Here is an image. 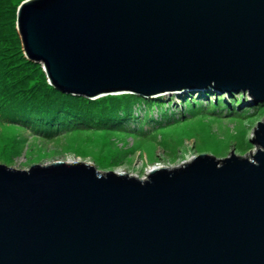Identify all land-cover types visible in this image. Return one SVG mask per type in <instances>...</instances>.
<instances>
[{"label": "water", "instance_id": "1", "mask_svg": "<svg viewBox=\"0 0 264 264\" xmlns=\"http://www.w3.org/2000/svg\"><path fill=\"white\" fill-rule=\"evenodd\" d=\"M15 25L62 95L264 105V0H25ZM250 141L248 157L200 154L143 179L0 164V264H264V118Z\"/></svg>", "mask_w": 264, "mask_h": 264}, {"label": "rangeland", "instance_id": "2", "mask_svg": "<svg viewBox=\"0 0 264 264\" xmlns=\"http://www.w3.org/2000/svg\"><path fill=\"white\" fill-rule=\"evenodd\" d=\"M10 4V0H0L1 165L28 170L34 165L79 161L99 172L143 179L151 167H176L200 154L223 159L231 153L248 157L256 152L250 139L264 118V105L241 106L247 95L243 99L241 94L207 92V98L190 94L151 100L109 95L88 100L48 94L51 87L42 67L27 62L16 25H9ZM59 106L86 121L64 117L58 132L46 135L13 118L22 109L40 115ZM132 106L136 118L121 123L113 120L116 111Z\"/></svg>", "mask_w": 264, "mask_h": 264}, {"label": "trees", "instance_id": "3", "mask_svg": "<svg viewBox=\"0 0 264 264\" xmlns=\"http://www.w3.org/2000/svg\"><path fill=\"white\" fill-rule=\"evenodd\" d=\"M16 1V3H14ZM10 5L9 7H7V13L9 14V25L15 26V14H16V9L19 6V4L21 3V1L19 2V0H10ZM1 25V24H0ZM29 63V62H28ZM52 93V95H55V97H62L65 98L64 95L56 92L53 89H49V93ZM70 99H72V97L70 96H66ZM129 98H134L137 99L134 96H129ZM134 99H132L133 101H135ZM54 103H58V100L56 102V100L52 101ZM120 103V102H119ZM5 107V106H4ZM60 108V109H59ZM59 110L58 109H48L46 110V113H40V115H33L32 111H28L27 109H22L20 110L17 114L15 118L16 121H18L19 123H21L24 127L28 128L31 131H36V129H40L41 133L46 134V135H54L58 132V129L60 128V124H65L64 122H62V119L71 117L73 119L77 118V119H81V121H86L82 116H78V114H75L74 116H72L71 114H67L66 111L64 109H62V107L59 106ZM136 112L132 107H129L127 109H125V107L121 108L120 110L115 112L114 121H119L117 123H121V122H125L127 121V118L133 119L136 118L135 114ZM133 115V116H132ZM154 122V121H151ZM156 123V122H155Z\"/></svg>", "mask_w": 264, "mask_h": 264}, {"label": "bare ground", "instance_id": "4", "mask_svg": "<svg viewBox=\"0 0 264 264\" xmlns=\"http://www.w3.org/2000/svg\"><path fill=\"white\" fill-rule=\"evenodd\" d=\"M160 166H155V167H151L150 169H152V168H159ZM116 173H118V172H116ZM119 174V173H118Z\"/></svg>", "mask_w": 264, "mask_h": 264}]
</instances>
